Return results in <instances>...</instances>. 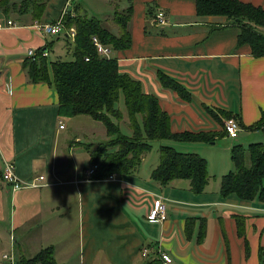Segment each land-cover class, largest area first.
<instances>
[{
  "label": "crops",
  "instance_id": "0c3cea01",
  "mask_svg": "<svg viewBox=\"0 0 264 264\" xmlns=\"http://www.w3.org/2000/svg\"><path fill=\"white\" fill-rule=\"evenodd\" d=\"M25 1L0 0V264L12 263L5 256L13 262L20 256L32 257L27 253L36 251L33 242H37V253L50 246L55 261L65 264L58 260L60 246L49 243L76 219L81 228V257L76 264H144L160 252L169 254L173 264H264V203L258 200L241 201L233 195L222 199L220 185L210 188L209 182L202 195L193 194L190 184H180V180L162 187L151 179L155 167L146 172L141 169L147 153L133 173L116 176L117 181L82 177L76 157L84 149L78 145L86 139L74 132L69 138L64 125L60 129L62 119L73 117L58 116L55 91L45 83H30L22 64L30 58L29 51L45 52L47 57L55 54L59 37L40 32V25L57 22L64 13L89 14L84 7L72 5L77 0H30L45 5L42 13L23 9ZM94 1L114 13L131 10L127 25L131 46L112 51V58L121 73L158 98L170 116L172 132H221L225 120L220 125L208 113L210 109L238 116L240 129L246 133L240 139L244 147L254 135H264V131L248 129L264 112V57L255 58L248 45H237L238 26L225 17H198L195 0ZM122 1L125 5L120 7ZM240 1L264 10V0ZM146 10L150 14L145 16ZM156 11L165 14L168 27L150 34L145 21L155 27L150 20ZM113 18L100 22L120 36ZM62 38L72 43L65 35ZM159 72L184 85L190 102L162 88ZM120 109L127 125L126 111ZM89 128L91 136L94 128ZM183 144H189L186 150L206 145ZM4 161L14 163L22 184L42 176L40 187L12 193L1 179ZM160 197L167 206L166 221L146 223L145 216ZM188 218L205 221L203 239L198 240L199 220L191 224L187 237ZM66 241L67 235L62 237Z\"/></svg>",
  "mask_w": 264,
  "mask_h": 264
},
{
  "label": "trees",
  "instance_id": "16d2710c",
  "mask_svg": "<svg viewBox=\"0 0 264 264\" xmlns=\"http://www.w3.org/2000/svg\"><path fill=\"white\" fill-rule=\"evenodd\" d=\"M39 2L25 1L23 9L38 10L42 13L45 5ZM198 17H225L239 27L237 45H248L255 58L264 57V10L240 0H195ZM131 10L124 14L115 12L113 21L120 27L121 35L115 36L106 30L101 22L87 14L71 13L64 18L66 30L75 29L73 60L69 62H49L38 51L34 58L22 64L30 83H45L55 91L58 97L57 114L62 118L80 115L89 116L102 124L107 139L96 146L85 145L89 151L91 165H98L92 179H107L110 175L118 177L133 173L141 164L144 154L151 151L154 141H172L176 143L210 144L226 138V132H181L171 130V120L160 106L158 98L143 91L139 81L121 73L115 58H100L93 44L96 37L111 51H124L131 46V36L127 25ZM85 58L88 61H85ZM157 79L164 89H170L184 102H190L191 95L175 79L158 73ZM122 99L130 136L121 132L120 124L125 116L118 107ZM208 113L222 125V119H235L240 127L242 123L237 115L230 112L207 109ZM243 128V126H242ZM250 131H264V112L261 118L248 128ZM159 163L151 173V179L164 187L171 182L184 180L190 183V191L202 195L209 182L206 159L194 153H182L168 145L159 147ZM230 160L233 170L220 181L219 196L222 199L236 196L241 201L258 200L264 203V142L246 147L236 145L232 148ZM201 223L198 240L203 239V219L188 218L185 234L190 236L191 224ZM204 223V224H203ZM13 264H59L53 256V249L45 248L32 258L20 256ZM144 264H162L155 258Z\"/></svg>",
  "mask_w": 264,
  "mask_h": 264
},
{
  "label": "rangeland",
  "instance_id": "374dc122",
  "mask_svg": "<svg viewBox=\"0 0 264 264\" xmlns=\"http://www.w3.org/2000/svg\"><path fill=\"white\" fill-rule=\"evenodd\" d=\"M77 1L79 3L72 4V5H75L76 7H78L79 5L81 7H84L87 10L90 18L94 17V18H97L99 21H104V17L114 15L113 9H109L108 6L106 5L98 4L94 0H77ZM123 5H125V3L122 1V6L120 7H123ZM151 6L152 8L154 7L153 4H151ZM149 8L150 7H147L146 9L148 10ZM147 10H146L145 16L150 14V13L147 14ZM156 12L158 13V11ZM150 24L152 25V20H150ZM169 26H171V23L169 24ZM145 28L149 30L150 34L161 33L163 32V30L161 29H164V28L167 29L166 26L151 27L149 25L148 19L147 21H145ZM57 36L59 37V41H56L55 39V42H56L55 52H54L55 54H50L47 57V59L49 60V62H56V61L69 62L73 60V44L72 43L68 44L64 41V39L62 38L64 36V33H61L60 35H57ZM118 107L119 108L121 107L123 110H125L122 99L119 101ZM73 118L71 119V121L62 119L61 121L63 123L61 124L66 127L65 134L69 138H72L74 136V133H76L75 134L76 137L86 139V140L83 139L82 143H80L78 146L85 149L84 144L87 142L89 145L91 144L93 146H96L100 141H104V139L106 138V130L102 124L97 123L96 121H93L89 116H86V115H80V116H76ZM90 125L94 128L93 133L91 135L93 137H91L88 132L90 129L89 128ZM120 125H121L120 126L121 132L124 135L130 136V133H129L130 130L128 129V126L125 125L124 122H121ZM244 134L246 133L243 130H240L238 134V137L239 136L240 137L238 139L236 140L235 139L231 140L228 138L219 139L216 141V144L215 142H213L214 144L212 143L206 144L205 147H203L204 149H200L199 147L196 146V147H191L188 150H186L187 149L186 146H189V144L187 145V144L176 143L172 141H161V142L154 141L151 143L152 145L151 151L147 153L145 161L141 169L144 172L152 170L154 169V167L156 169L159 163V156H158L160 155L159 147L162 145L171 146L175 150L180 151V152L185 151V153H187L188 151H191V152L195 151L207 161L210 188L215 187V186L218 187L220 185L221 178L233 170V165L230 160L229 152L232 150L234 146L239 145L241 143L240 139H242ZM260 134H263V133H260ZM87 137H89V139H87ZM263 137L264 135L262 136L254 135L253 138L249 140L248 142L250 144L259 143L261 141L263 142L264 141ZM84 149H80V151L78 152L79 154L76 157V159L78 160V165L76 167L80 171V173L83 171L82 177H84V171H85L83 169H85L86 167H90L89 159H88L90 158V155H88V153L86 152L87 150L85 149L86 150L85 151ZM84 155H86V157H84ZM187 182L188 181L180 180V184H187ZM144 220L146 221V223L150 222L147 219V215L145 216ZM150 224H154V222ZM80 230L81 228L79 227L78 220L76 219L75 222H72L68 226V231L63 232L62 236L54 239V241L49 243L50 245H55L57 247L60 246L58 248L59 251L61 252V254L59 253V256H58L59 261H63L65 264L79 263L80 257H81L80 255V235H81ZM66 235H67V241L62 242V237ZM36 245H37V242L32 243V246L34 247L36 251L27 253L28 256L33 257V255L37 253L39 248H37ZM45 245H48V244H45ZM8 258L10 260L11 257H8Z\"/></svg>",
  "mask_w": 264,
  "mask_h": 264
},
{
  "label": "built area",
  "instance_id": "2783aa9c",
  "mask_svg": "<svg viewBox=\"0 0 264 264\" xmlns=\"http://www.w3.org/2000/svg\"><path fill=\"white\" fill-rule=\"evenodd\" d=\"M68 13H64L62 18H60L57 22H54L52 24H45V25H40L39 31L44 32V34L47 35H53L57 36L60 35L61 33H64L66 39H69L74 42L75 39V29L72 27L68 30H66L65 25H64V17ZM73 17V15H71ZM152 20V19H151ZM152 24L155 27H163L168 25V21L166 19V16L163 12H158L157 14L154 15ZM8 26L12 25L11 21H8L7 23ZM93 44L96 48V52L98 57L100 58H107L110 59L112 57V51L109 47L101 44V42L96 38L93 37ZM30 58L35 57V53L32 51H29L28 53ZM42 57H47V54L45 52L41 53ZM85 61H88V59L85 58ZM240 124L233 118L226 119L224 121V130L226 132L227 138L228 139H236L238 137L240 129ZM63 128V125L60 124V129ZM98 165H92L90 168L86 169L84 171V177L86 179H90L95 171L97 170ZM1 179L7 186L11 188L12 193L17 192L18 190H21L23 188L31 187L33 188H39V183L38 181H43L44 178L40 176L38 179L34 180V182H31L30 184H22L19 179L17 178V175L15 174V166L13 162L10 161H4L2 168H1ZM106 180L108 181H117L116 175H110ZM167 218V206L164 202L163 198H158L155 201V204L153 208L149 211L147 215V219L150 222H159L160 224L164 221H166ZM148 253L145 251L143 255H147ZM159 258L162 262V264H173L172 259L169 254L165 252H160L159 253ZM5 259H9L8 257L5 256ZM13 264L12 258H10Z\"/></svg>",
  "mask_w": 264,
  "mask_h": 264
},
{
  "label": "water",
  "instance_id": "95a60500",
  "mask_svg": "<svg viewBox=\"0 0 264 264\" xmlns=\"http://www.w3.org/2000/svg\"><path fill=\"white\" fill-rule=\"evenodd\" d=\"M212 144H214V143H212Z\"/></svg>",
  "mask_w": 264,
  "mask_h": 264
}]
</instances>
